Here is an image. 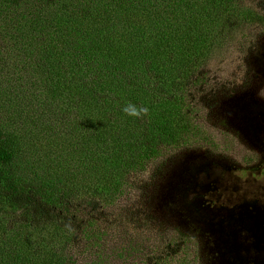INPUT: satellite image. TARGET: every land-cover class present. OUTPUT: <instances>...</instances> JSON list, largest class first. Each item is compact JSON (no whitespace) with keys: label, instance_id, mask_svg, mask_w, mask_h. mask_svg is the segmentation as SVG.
Masks as SVG:
<instances>
[{"label":"trees","instance_id":"trees-1","mask_svg":"<svg viewBox=\"0 0 264 264\" xmlns=\"http://www.w3.org/2000/svg\"><path fill=\"white\" fill-rule=\"evenodd\" d=\"M233 2L0 0V76L13 69L14 88L24 89L29 105L37 99L62 123L66 114L67 131L58 124L57 132L68 135L59 157L68 156L63 172L61 161L50 163L52 156L37 147L47 142L41 136L24 138L0 120V204L19 217L8 229L0 219V264H82L75 253L89 251L91 242L107 243L113 223L126 228L118 232L130 242L117 252L118 263L131 264L124 257L135 264L197 263V255L193 262L186 254L178 260L197 243L183 231L138 252L127 231L136 230L132 221L141 211L112 204L126 186L125 197L146 182L148 170L187 147L189 137L200 136L191 97L205 88L213 47L230 45L229 35L219 34L238 11ZM258 20L263 25L264 17ZM4 36L11 40L6 48ZM129 103L148 111L130 117L123 111ZM68 176L84 188L110 189L109 197L76 198L81 188L73 189ZM117 206L121 212L114 215ZM33 230L46 235L33 240ZM99 256L84 264H112Z\"/></svg>","mask_w":264,"mask_h":264},{"label":"rangeland","instance_id":"rangeland-1","mask_svg":"<svg viewBox=\"0 0 264 264\" xmlns=\"http://www.w3.org/2000/svg\"><path fill=\"white\" fill-rule=\"evenodd\" d=\"M231 6L238 11L229 20V28L219 34L221 38L229 35L230 45L213 47L215 53L205 66V88L191 97L196 104L195 125L202 131L200 136L189 137L187 147L148 170L146 182L125 197L126 186L112 204L121 201L141 211L136 220L132 218L131 226L136 230L127 231L138 252L162 245L183 231L196 235L197 243L182 249L178 260L186 254L192 262L197 255L196 264H264V222L256 219L264 215V23L258 20L264 17V0H234ZM236 25L238 28H232ZM1 41L4 48L11 42L5 36ZM12 71L7 69L0 76V120L20 129L24 138L31 132L41 136L47 142H39L42 146L37 147L52 156L50 163L61 161L60 169L65 172L68 156L59 157L68 135L60 136L57 131L58 124L67 131L66 114H62V123L57 117L50 118L54 112L37 99L29 105L24 89L14 88L18 76L10 75ZM18 79L24 80L23 76ZM69 113L70 117L76 115ZM67 180L73 189L78 185L81 188L76 198L109 197L110 189H88L76 179L74 182L68 176ZM134 196L136 199L130 201ZM149 201L152 211L146 214ZM0 206L5 209L0 219L7 229L17 224L18 213L3 202ZM112 212L117 215L121 209L112 207ZM148 216L154 221L145 220ZM111 220L112 216L106 223ZM110 229L107 243L91 242L89 251L75 253L77 261L84 264L99 259L101 253L112 264H124L120 260L118 263L117 252L129 247L130 242H123L124 233L118 231L126 228L113 223ZM42 234L46 231L33 230L32 239ZM124 259L136 263L133 257Z\"/></svg>","mask_w":264,"mask_h":264},{"label":"clouds","instance_id":"clouds-1","mask_svg":"<svg viewBox=\"0 0 264 264\" xmlns=\"http://www.w3.org/2000/svg\"><path fill=\"white\" fill-rule=\"evenodd\" d=\"M123 111L130 117L138 118L142 114H146L147 108H138L135 104L129 103L124 108Z\"/></svg>","mask_w":264,"mask_h":264},{"label":"flooded vegetation","instance_id":"flooded-vegetation-1","mask_svg":"<svg viewBox=\"0 0 264 264\" xmlns=\"http://www.w3.org/2000/svg\"><path fill=\"white\" fill-rule=\"evenodd\" d=\"M259 216V217H258ZM256 219H258V221L260 222H264V215L260 214L256 216ZM259 235V234H258ZM257 246L255 245V250H256Z\"/></svg>","mask_w":264,"mask_h":264}]
</instances>
